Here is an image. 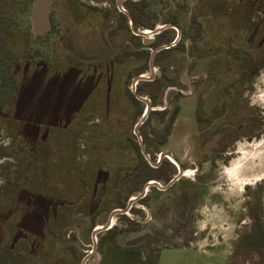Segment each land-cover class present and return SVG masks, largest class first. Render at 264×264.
Instances as JSON below:
<instances>
[{
	"label": "trees",
	"instance_id": "1",
	"mask_svg": "<svg viewBox=\"0 0 264 264\" xmlns=\"http://www.w3.org/2000/svg\"><path fill=\"white\" fill-rule=\"evenodd\" d=\"M13 2L0 0V125L9 138L7 143L0 142V172L4 180L0 185V264H54L58 259L66 260V264H77L82 254L75 246L63 247L62 238L52 231L54 224L65 222L67 210L77 202L76 196L88 194L96 199L97 210L110 203L116 207L158 174L142 155L135 135L126 134L122 125L133 124L145 107L128 87V82L134 75L148 72L151 48L171 42L175 29L166 28L154 34L152 42L144 43L142 36L131 32L127 16L121 12L120 27L127 29L133 46L126 44L107 57L71 54L65 61H57L55 53L52 59H45L36 51L26 54L18 49L14 40L18 11L13 8ZM31 3L32 0H25L20 12L30 34ZM124 4L136 28L155 27L157 18L149 12L150 0H127ZM62 13H67L76 25L84 19L90 21L92 32L88 37L98 36L103 20L110 16L109 10L86 7L76 0H55L51 11L53 27L54 20ZM203 15L210 16L208 23L214 30L201 47H197L196 56L223 57V69L214 80L205 83V88L211 84L229 85L225 89L229 125L250 137L248 127H259L261 117L253 118L254 108L243 97V92L250 89L245 82H250L264 68V0H198L191 19L201 33L203 25L196 17ZM169 21L177 23L175 19ZM29 33L24 37L26 41ZM179 45L178 42L156 52L153 62L159 69L158 74L153 80H140L136 85L137 92L148 96L153 105L161 102L164 88L175 83L177 74L169 68L179 61L174 55L180 50ZM41 65L56 69L57 73L76 69V74L92 88L93 96L73 105H59L53 119L46 116L42 120L33 111L21 113L18 97L25 73ZM209 99H216L211 91ZM178 112L176 105L166 120L167 109L148 113L140 127L147 150L155 140L164 143ZM153 115H159L160 122H164L160 129L150 128ZM197 117L201 115L197 113ZM150 133L155 138H151ZM247 189L260 204L264 177ZM3 205L7 206L6 210ZM121 216L130 224L136 222L127 215ZM112 244L105 239L99 243V250L106 256L110 249L112 255L119 248ZM123 249L138 256L145 250L142 245L133 243ZM74 257L76 259H70ZM104 260L103 264H110L108 254Z\"/></svg>",
	"mask_w": 264,
	"mask_h": 264
},
{
	"label": "rangeland",
	"instance_id": "2",
	"mask_svg": "<svg viewBox=\"0 0 264 264\" xmlns=\"http://www.w3.org/2000/svg\"><path fill=\"white\" fill-rule=\"evenodd\" d=\"M24 1L14 0L13 2V8L18 11L14 40H16L18 49L26 54L28 51H36L39 57L52 59V53H55L59 58L57 61H65L73 54L99 58L107 57L131 42L126 28L122 29L125 32V38L121 39L116 33L114 34V31L107 34V39L99 35L94 36V34V37H88L92 32L90 21L84 19L76 25L72 23L67 13L59 14L61 17L54 20V28L51 32L41 36L30 34L20 14ZM76 1L86 6L96 5L100 10L112 7V4L111 6L108 4L109 0H104L105 2L100 0ZM196 2L197 0H150L149 7V12L157 18L158 25L170 19L177 21L181 39L179 40L180 50L174 52V55L179 61L173 62L174 68H169V70L181 76L186 92L185 94L175 90L167 91L165 102L168 113L165 120L176 105L179 107V112L168 142L164 145H153V150L169 148L177 153L182 148H188L184 162L189 168L188 175L191 178L188 176L187 178L195 182L189 186L182 183L170 191H149L143 205V212L136 215L131 214L138 217L140 223L130 224L125 219L114 216L111 222V232L99 233L97 238L99 242L109 240L110 245L114 242L119 248L112 255L109 249L106 256L98 249L91 254L86 264H103L107 254L110 264H147V254L144 251L141 252V256H138L126 253L123 249L130 243L141 245L145 235L151 236L149 239L151 253L165 245L181 244V242L189 244L188 247L169 246L161 249L156 264H226L231 249L232 230L241 220H243L241 225H247L249 221L245 214L253 209L250 203L252 196L247 186L253 187L264 177V68H261L250 82H245L250 89L243 92V97L254 108L253 118L260 119L261 117V125L257 128L250 125L248 129L252 136L238 137L229 144L228 152L225 154H217L214 157L203 154L200 149L202 142L196 133V98L202 85L211 79L214 80L218 71L223 69V57L198 58L196 56L197 47H201L204 40L208 39L214 30V26L208 23L210 16L203 15L196 17L204 29L203 33L198 31L197 25L191 19L192 9ZM112 13L116 18L111 17L113 22L107 18L106 28L109 26L113 29L116 22L120 25L118 13L114 10ZM29 30L32 32L31 21ZM28 33L29 37L26 41L24 37L28 36ZM130 44L133 45V43ZM190 50L194 54L193 57L190 56ZM35 69L27 70L25 73V82L18 97L21 113L33 111L42 120L47 117L53 119L63 103L73 105L78 103V100L83 102L86 98L93 96L92 88L82 76L76 74V69H65L59 73L56 69L45 65ZM130 85L131 81L128 82L129 88ZM190 85L192 91L189 93L187 91ZM162 103L163 99L160 104ZM221 122V119H214L212 125ZM134 123L122 125L126 134L132 133ZM162 126L159 115H153L150 128L160 129ZM8 141L7 133L0 125V142L7 143ZM80 158L85 159L81 156ZM191 160L195 161L198 167L191 164ZM192 173L195 174L192 175ZM3 183L0 172V185ZM59 188L61 189V185ZM88 196V194H78L75 198L77 202L67 210L65 222L56 223L52 228L53 233L56 236L59 234L62 238L63 247L75 246L80 254L88 251L91 246L93 225H100L104 222L109 211L114 207V203H110L97 210V200ZM3 206L6 210L7 206ZM138 206L141 205L138 204ZM261 206L264 221V194L261 198ZM182 227L188 228L180 231ZM165 233L172 235L176 243L161 242ZM151 253L150 257L153 256ZM65 261L58 259L54 264H66ZM249 264H252V260Z\"/></svg>",
	"mask_w": 264,
	"mask_h": 264
},
{
	"label": "flooded vegetation",
	"instance_id": "3",
	"mask_svg": "<svg viewBox=\"0 0 264 264\" xmlns=\"http://www.w3.org/2000/svg\"><path fill=\"white\" fill-rule=\"evenodd\" d=\"M100 1H104V0H100ZM126 1L127 0L122 1V6L128 11V9L126 8V6L124 4ZM95 3H98V2H95ZM197 3H198V0L194 4L193 8L195 7V5ZM108 4H109V6H111V4H112V7L108 8V9H104L103 11L109 10L110 11L109 19H111V17L114 19V18H116L115 16L113 17L112 12L114 10L115 12L118 13V17H119L118 20L120 21V13L121 12L124 13V12L118 8L116 0H109ZM53 5H54V3H53ZM90 6L96 7V5H88L86 7H90ZM127 19H128V17H127ZM111 22H113L112 19H111ZM168 22H170V21H168ZM51 23H52V21H51ZM172 23H174V22H172ZM119 24H120V22H119ZM175 24L177 25V23H175ZM128 25H129V19H128ZM156 25H158V23H156ZM105 26H106V22H105V20H103L102 25L100 27V30H98V32H97V34L100 37L103 34V37L105 39H107V34L109 35L110 33H112L111 31H114V34L116 33V35H118V38H120V39L125 38V32L121 29L120 25H118L117 22H116V24L113 25V27H112L113 29H110L109 26H108V28H106ZM53 28L54 27H53V23H52V27H51V30L49 32H51L53 30ZM129 28H130V25H129ZM130 30H131V28H130ZM131 32H132V30H131ZM176 35H177V31L175 29V35H174L173 40L175 39ZM140 36H142V40L144 42L145 36H143V35H140ZM180 39H181V31H180L179 39L176 41V43H178ZM152 41H150V42H152ZM130 43H132V42H130ZM190 56L193 57L191 54H190ZM148 68H149V63H148ZM155 68H156V70H155V73H156L155 76H156L159 72V69L156 66H155ZM170 68L173 69L174 66H170ZM148 74H149V69H148ZM182 82H183V79H181V76L177 75L175 78V83L169 84L164 88L163 96H162L163 103L153 105L152 101H151V106L154 107L151 110L168 109L167 104L165 102V96H166L168 90H175L179 93H185L186 94L184 87L182 85ZM191 87H192L191 85L188 86L189 90L187 92L190 93L192 91ZM205 87L206 86L203 84L201 87V90L198 93L197 98H196V109H195L196 110L195 123H196V127H197L196 133H197L198 138L202 142L201 146H200L202 153L205 154L206 156L214 157V156H217V154H225L226 152H228L227 148H228L229 144L231 143L229 141H231L233 139L236 140L238 137L242 136L241 133H243V132H241L239 129L234 130L233 126L229 125V117L226 115L228 112L227 106H229V101H228V99H226L227 97L225 94V89H227L229 87V85L226 86V84L225 85H223V84L222 85L211 84V85L207 86L208 89H206ZM210 91L212 92V94L214 96L216 95V99H214V100L209 99ZM197 113H199L201 115V118L197 117ZM214 119H221L222 122L213 126L212 122ZM145 120H144V122H145ZM136 122L137 121H135V123ZM135 123H134V126H135ZM142 124L140 125V127L142 126ZM160 124H161V122H160ZM162 124H164V122ZM140 127H139V132H140ZM132 133L135 135L134 127L132 130ZM140 134H141V132H140ZM170 134L167 136V139L164 141V143L156 142L157 140H155L154 141L155 144L154 143L151 144L149 147V150H147L145 142L143 140L147 153L150 155L152 160L154 162H156L157 164L152 165L145 157L144 158L151 165V167L156 168L158 170V174L153 175V176H151L150 179L146 180L143 183L142 187L138 191H134V192L130 193L127 196V198H125V199L122 197L123 198V200H122L123 205H117L116 207H113L109 211L106 220L104 222L100 223V225L104 224L107 221L108 216L112 210H114L116 208H120V209L125 208L128 204L129 199L132 198L133 196L138 195L140 193V191L142 190L144 184L149 180L157 181L161 185H167L179 173V167L182 170L180 176L178 178H176L172 183H170L166 188H159L156 185H150L148 187L149 189H147L146 193L142 197L132 201V203L130 204V206L126 212L116 213L114 216H117L119 218H123L121 215H127L131 219L135 220L136 221L135 223H140V220L138 219V217L131 215V214L136 215L138 213L143 212V205L146 201V196H147V193L149 191H151V190H153V191L154 190L170 191L175 186L181 185L182 183H186L187 186H189L192 184V182H195V181H191V179L187 178V176L189 178H191V176L188 175V169L189 168L187 167L186 163L184 162V158L187 156L188 151H189L188 148H182L181 151L179 150V151H177V153L172 152L169 148L168 149L162 148V149H159L158 151L153 150V145H164V144H166L169 140ZM149 136L151 138H153L154 134L150 133ZM245 136L249 137L248 135H245ZM135 137H136V135H135ZM141 137H142V135H141ZM136 139H137V137H136ZM142 139H143V137H142ZM137 141H138V139H137ZM139 147H140V145H139ZM140 151H141V149H140ZM188 160H190V159L188 158ZM190 163L197 166L195 161L191 160ZM199 164H201V162H199ZM119 174H120L119 176H121L122 171H120ZM194 174L195 173H192V175H194ZM120 186H121V184H120ZM251 200L252 201H250V203L252 204L251 208L253 210L248 211L245 214V216L248 217V220H249L248 223H246L247 225H241L240 223L243 222V220H241L237 224V227H235L232 230L233 234L231 237V245H230L231 249L229 251V259H228L226 264H249L250 260H252V264H264V223H263L264 221H263V217H262L263 213L261 210L262 206H261V203L259 204L258 202H256L255 198L251 197ZM138 204H140L141 206H138ZM238 218H240V217H238ZM123 219H125V218H123ZM96 226H98V225L94 224L92 227V230ZM111 228H112V226H110L106 230H102V231L98 232L95 235L96 236V248L92 253H94L95 251H97L99 249V243L100 242L97 238L99 233L100 234L104 233ZM187 228L188 227H182L179 230L185 231V230H187ZM92 230H91V237H92ZM164 235H165V237L162 240H160L161 242H164V244H165V241L166 242L169 241L171 243H176V240L172 237V235H170L169 233H165ZM150 238H151V236L145 235L143 237V241L141 243V245L145 249L144 252L147 254V261H146L147 264H156L157 257L159 255V252L161 251V249H164V248L169 247V246H174V247H188L189 246V244H183L182 242H181V244H170L169 246L168 245L162 246L160 249L153 251L154 253H151L152 249L150 247V241H149ZM148 241H149V244H148ZM177 241H179V240H177ZM177 243H180V242H177ZM209 246H212V245H209ZM92 249H93V238H92L91 246L88 248V251L82 253L77 264H80L82 259L87 254H89L90 251H92ZM203 251H205V250H203ZM150 253L153 256L150 257ZM91 254L89 255V257L85 261V264L87 263Z\"/></svg>",
	"mask_w": 264,
	"mask_h": 264
},
{
	"label": "water",
	"instance_id": "4",
	"mask_svg": "<svg viewBox=\"0 0 264 264\" xmlns=\"http://www.w3.org/2000/svg\"><path fill=\"white\" fill-rule=\"evenodd\" d=\"M122 1L123 0H116L118 8L120 10H122L127 15L128 19H129V25H130L132 32L134 34H137V35L145 36L144 37L145 43L152 41L153 35L159 33L160 31H162L165 28L172 27V28H175L177 31V35L173 41L166 43V44L158 45V46H156L150 50V56H149V62H148L149 63V74H146L147 73L146 72V73H140V74L134 75L132 77L131 85H130L131 91L134 93L136 98L145 103L144 110H143L142 114L140 115V117L138 118L137 122L135 123L134 133L138 139L140 149H141V152L144 155V157L152 165H156L157 163L154 162L152 160V158L150 157V155L147 153L143 139H142L141 134L139 132L140 125L146 119L149 111L154 107L151 106V100L147 96H143L137 92L136 85H137L138 81H140V80H152L155 77L156 73H155V66H154L153 60H154V56H155L156 52L160 51L163 48H168V47L174 45L176 43V41L179 39L180 28L175 23L165 22L163 24L156 25L154 28L138 29L135 27L132 15L122 6ZM53 3H54V0H32V7H31V12H30V21H31V30H32L33 34L43 35V34L48 33L51 30V27H52L51 10H52ZM181 171L182 170L179 167V173L167 185H161L160 183H158L157 181H154V180L147 181L144 184L140 193L129 199L128 204L125 208H123V209L116 208V209L112 210L108 216L107 221L102 225L96 226L92 230L93 249H92V251H90L89 254H87L82 259L80 264H85V261L87 260L89 255L95 250V248H96V236L95 235L98 232H100L102 230H106L111 226L112 218L116 213L126 212L129 208L130 204L132 203V201L142 197L146 193V191L150 185H156L159 188H166L170 183H172L176 178H178L180 176Z\"/></svg>",
	"mask_w": 264,
	"mask_h": 264
}]
</instances>
